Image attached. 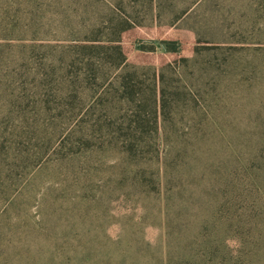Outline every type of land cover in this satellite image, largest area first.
<instances>
[{"label":"rangeland","instance_id":"1","mask_svg":"<svg viewBox=\"0 0 264 264\" xmlns=\"http://www.w3.org/2000/svg\"><path fill=\"white\" fill-rule=\"evenodd\" d=\"M94 36L118 41L126 61L112 59L103 77L90 73L82 107L65 106L74 74L62 51ZM0 42L10 48L0 60V108L32 94L57 125L41 160L0 188V264H264V196L231 204L171 195L149 183L143 165L153 152L164 158L167 136L179 146L197 130L206 156L220 149L213 133L240 131L254 148L264 130V0H0ZM29 44L43 49L23 59ZM214 44L225 48L209 54ZM210 58L213 70L202 74ZM162 72L167 108L153 150L136 156L120 129L131 111H117L115 89L125 73L150 93L156 74L160 93ZM103 102L115 105L102 115L112 129L82 135Z\"/></svg>","mask_w":264,"mask_h":264},{"label":"trees","instance_id":"2","mask_svg":"<svg viewBox=\"0 0 264 264\" xmlns=\"http://www.w3.org/2000/svg\"><path fill=\"white\" fill-rule=\"evenodd\" d=\"M38 46L40 45H25L21 49L22 56L20 57L27 59L31 53L42 51L43 45L39 48ZM206 48L210 52L209 54L214 51L218 55L217 52L225 47L223 44H214L208 45ZM9 50L7 44L0 42V60ZM61 56L66 67H69V70L73 68L74 74L72 82L67 86L70 92H66L65 97L68 98V101L65 100V106L74 104L79 109L83 105L80 84L84 80L88 81L90 73L103 77L104 67L112 59L117 66L126 61V54L118 41L108 43L95 38V36L94 38H83L68 51L64 49ZM224 56L223 62H227L229 56L226 54ZM182 59L183 61L189 60L188 57ZM209 61V66L208 64L200 66L202 74L208 71L209 67L210 71L213 70L211 69L214 66L213 60L210 58ZM169 66L171 64L166 67ZM43 67L39 65L37 68ZM183 67L184 65L181 66L180 71L185 74ZM52 72L50 71V73ZM121 76L119 87L115 89V94L120 96L119 103H115L118 105L117 111L120 108H129L131 111L129 118L120 126V129L123 128L122 135L124 134L125 141L129 143L132 154L136 156L149 154V151L153 150L151 145L155 143V135L161 127L158 118L160 109L163 112L167 108L163 72L161 73L160 93L157 88L156 74L150 93L142 89L140 79L132 74L122 73ZM174 91H178L176 94L180 93L177 88ZM175 99L174 97V101L177 103ZM97 104L96 122L90 128L89 133L82 134L84 136L112 129L110 126H103L102 115H113V112L116 111L115 105L105 102ZM60 108L58 106V109ZM31 112L33 115L29 117ZM42 112L44 116L43 119H40L37 113L42 115ZM0 113V188L6 191L15 179L17 180L26 169L40 161L45 155L44 151L52 144L53 137L57 133V125L49 119L48 109L40 110V105L32 98V94H26L24 100L12 103L9 107L3 104ZM203 121V118H200V124H203ZM203 126L207 127L209 124H203ZM240 135H242L240 131L213 133L215 144L220 149H217L216 155H212V157L206 156V152L202 151L201 143L206 139L203 131L197 130V132L193 131L186 136H181L179 146H171L167 136L166 140L169 146L164 158L161 160L159 154L153 152L152 155L149 154L150 160L143 164L146 165V168H150L149 183L155 187L157 182L165 190L170 189L171 195L175 196H181L185 191L198 195L205 193L217 197L223 195L231 204L251 196H264V130L258 136L254 148L250 150L240 143ZM226 147L227 151L219 152ZM202 153L205 155L204 157H202ZM155 160L158 166L153 165ZM247 185L251 187L248 188Z\"/></svg>","mask_w":264,"mask_h":264}]
</instances>
